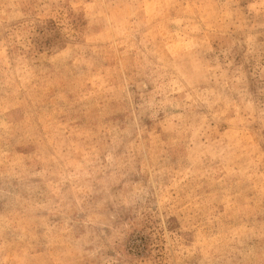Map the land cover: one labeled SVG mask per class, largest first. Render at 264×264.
I'll return each mask as SVG.
<instances>
[{
    "label": "rangeland",
    "instance_id": "374dc122",
    "mask_svg": "<svg viewBox=\"0 0 264 264\" xmlns=\"http://www.w3.org/2000/svg\"><path fill=\"white\" fill-rule=\"evenodd\" d=\"M0 264H264V0H0Z\"/></svg>",
    "mask_w": 264,
    "mask_h": 264
}]
</instances>
